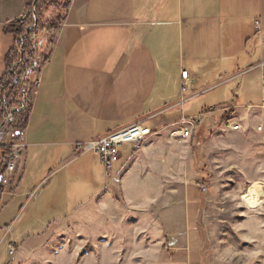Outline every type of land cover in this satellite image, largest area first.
I'll return each instance as SVG.
<instances>
[{
	"label": "crops",
	"instance_id": "0c3cea01",
	"mask_svg": "<svg viewBox=\"0 0 264 264\" xmlns=\"http://www.w3.org/2000/svg\"><path fill=\"white\" fill-rule=\"evenodd\" d=\"M27 5L28 0L0 1V79L6 72L5 57L15 48L5 29L26 16ZM183 71L194 80L187 93L181 91ZM36 80L26 148L0 197V216L16 199L24 198L12 219L0 225V248L8 244L9 252L13 246L19 251L30 248L62 226L100 229L102 200L117 196L116 183L101 187L105 168L100 159L79 155L76 144L140 122L151 128L154 136L140 151L131 145L121 150L117 173L127 191L129 183L149 176L160 179L170 174L180 180L176 162L187 152L182 145L192 140L174 141L173 125L181 119L205 115L200 127L211 128L223 117L258 113L260 123L264 0H71L52 40L50 58ZM250 88L253 92L244 93ZM224 91V97L202 103ZM224 106L232 109L206 115ZM26 182L32 186H23ZM10 185L11 200L1 206ZM45 187L51 192L39 198ZM191 192L188 198L198 204L197 223L198 196ZM36 199V208L28 213ZM25 215L27 230L36 233L19 240L13 231ZM176 246L177 251H187V240L178 238Z\"/></svg>",
	"mask_w": 264,
	"mask_h": 264
},
{
	"label": "rangeland",
	"instance_id": "374dc122",
	"mask_svg": "<svg viewBox=\"0 0 264 264\" xmlns=\"http://www.w3.org/2000/svg\"><path fill=\"white\" fill-rule=\"evenodd\" d=\"M31 81L33 85L26 83L24 90L32 93L35 75ZM248 92L253 89L244 91ZM225 93H216L202 103L220 99ZM187 115H191L189 110ZM257 115L244 113L238 117L246 132L199 127L192 140L182 145L187 152L181 153L176 162L180 180L170 174L160 179L149 176L129 183L128 190L123 191L117 173L122 163H116L110 174L102 170L99 185L116 183L117 196L102 200L100 229L62 226L34 246L18 250L15 257L9 255L5 244L0 248V264H264V193L260 208L241 201L254 183L260 182L264 191V133L253 130ZM175 149L181 151L179 145ZM159 166L167 170L166 165ZM198 184L205 185L208 193L202 194ZM12 186L6 188L1 206L11 200L8 188ZM23 186L32 184L26 182ZM188 190L198 196L197 223L198 204L188 198ZM50 192L43 188L39 198ZM38 199L29 206L28 213L36 208ZM23 201L16 199L4 210L0 225L12 219ZM28 219L25 215L13 231L19 240L36 233L27 230ZM178 238L185 243L187 240V251H177Z\"/></svg>",
	"mask_w": 264,
	"mask_h": 264
},
{
	"label": "trees",
	"instance_id": "16d2710c",
	"mask_svg": "<svg viewBox=\"0 0 264 264\" xmlns=\"http://www.w3.org/2000/svg\"><path fill=\"white\" fill-rule=\"evenodd\" d=\"M70 6L71 0H28L26 17L15 20L6 27V32L14 38L15 48L5 57L6 72L0 79L2 134L7 133L9 129L8 125L3 124L7 107L20 110V113L15 115L17 129H26L32 102L31 90H24V86L26 83H30V87L33 85L32 76H36L49 60L52 40L64 23ZM6 164V152L1 149L0 169H4ZM3 192L4 187L0 183V197Z\"/></svg>",
	"mask_w": 264,
	"mask_h": 264
},
{
	"label": "built area",
	"instance_id": "2783aa9c",
	"mask_svg": "<svg viewBox=\"0 0 264 264\" xmlns=\"http://www.w3.org/2000/svg\"><path fill=\"white\" fill-rule=\"evenodd\" d=\"M182 78L184 81L182 92L187 93L191 91V85L194 80L190 78L186 71L182 72ZM36 86H38V82H36ZM254 108L249 107L250 111L254 110ZM231 109L232 108L228 106L218 109H210L206 115L211 116L217 112L226 113ZM257 109L260 111L261 122L257 123L253 130L256 134H262L264 133V95L262 98V104ZM6 113L7 115L3 124L9 126L7 133L2 134L0 127V150H5L7 159L5 168L0 169L2 173L0 183H2V186H7L9 184L11 177H13L16 172L18 162L22 158L23 151L26 148V129L18 131L17 122L15 120V115L20 113V110L7 107ZM204 121L205 115L196 118L181 119V121L173 125L176 129L174 132V141L178 144H182L185 141L191 140L194 137L196 130L204 124ZM211 128H220L221 130L232 133L247 131L244 128L243 123L233 117H223V120L215 121ZM153 136L154 132L152 129L144 125L143 122H140L121 131L111 133L99 140L76 144L75 149L79 155L95 154L100 159L101 164L107 172L110 173L114 165L121 160V150L124 146L131 145L135 151H140ZM197 187L202 194H206L209 191V189L203 184H198ZM18 250L19 248L17 246L11 247L9 255L15 257Z\"/></svg>",
	"mask_w": 264,
	"mask_h": 264
},
{
	"label": "bare ground",
	"instance_id": "6f19581e",
	"mask_svg": "<svg viewBox=\"0 0 264 264\" xmlns=\"http://www.w3.org/2000/svg\"><path fill=\"white\" fill-rule=\"evenodd\" d=\"M263 185L259 182L254 183L248 189V191L241 196V201L248 207L260 208L263 197Z\"/></svg>",
	"mask_w": 264,
	"mask_h": 264
},
{
	"label": "water",
	"instance_id": "95a60500",
	"mask_svg": "<svg viewBox=\"0 0 264 264\" xmlns=\"http://www.w3.org/2000/svg\"><path fill=\"white\" fill-rule=\"evenodd\" d=\"M0 182H1V178H0Z\"/></svg>",
	"mask_w": 264,
	"mask_h": 264
}]
</instances>
